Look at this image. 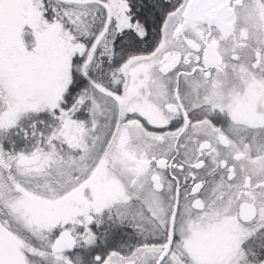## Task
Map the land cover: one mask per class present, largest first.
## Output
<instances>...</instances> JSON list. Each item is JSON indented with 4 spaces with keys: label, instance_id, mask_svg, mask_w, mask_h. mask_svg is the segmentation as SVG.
<instances>
[{
    "label": "snow or ice",
    "instance_id": "1",
    "mask_svg": "<svg viewBox=\"0 0 264 264\" xmlns=\"http://www.w3.org/2000/svg\"><path fill=\"white\" fill-rule=\"evenodd\" d=\"M0 264H264V0H0Z\"/></svg>",
    "mask_w": 264,
    "mask_h": 264
}]
</instances>
